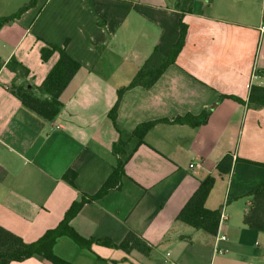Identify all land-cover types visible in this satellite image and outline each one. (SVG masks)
<instances>
[{"label": "crops", "instance_id": "crops-1", "mask_svg": "<svg viewBox=\"0 0 264 264\" xmlns=\"http://www.w3.org/2000/svg\"><path fill=\"white\" fill-rule=\"evenodd\" d=\"M29 2L0 27V225L26 242L37 240L83 193L98 192L116 145L129 155L119 185L84 203L70 225L85 239L114 243L131 230L151 251L99 243L88 249L61 235L52 250L62 262L55 264H264V232L243 222L248 191L264 180V106L221 98L246 101L251 84L264 85V0H193L174 62L149 88L130 87L119 98L154 48L166 56L176 42L180 12L171 0H0V16ZM47 44L80 63L52 120L11 91L14 80L41 84L59 56L55 51L43 61ZM11 58L26 76L6 66ZM202 112L208 116L198 126L172 121ZM154 120L162 121L138 143L134 128ZM226 153L234 161L219 174ZM69 168L74 187L62 178ZM209 174L215 182L205 206L221 215L215 235L176 218ZM9 264L54 263L35 254Z\"/></svg>", "mask_w": 264, "mask_h": 264}, {"label": "trees", "instance_id": "trees-1", "mask_svg": "<svg viewBox=\"0 0 264 264\" xmlns=\"http://www.w3.org/2000/svg\"><path fill=\"white\" fill-rule=\"evenodd\" d=\"M193 0H171L172 7L180 12L179 18V36L172 46L168 55L163 56L157 48H154L150 55L146 58L136 74L133 76L129 84L118 90V98L121 93L130 87L142 86L149 88L161 76L166 66L174 62L178 52L183 46L187 25L183 22L182 16L189 13L192 8ZM32 5V2L21 7V9L12 16L1 17L0 27ZM58 52L57 61L51 67L44 80L39 85L29 84L28 82H12L11 91L21 101L22 105L37 113L46 120H52L62 106L60 99L61 93L69 81L73 78L80 68V63L71 57L64 49L56 45L47 44L40 49V57L46 61L53 52ZM6 66L16 76L23 77L28 74V70L22 66L14 58L9 59ZM230 97L240 103L246 104L247 107L258 109L264 106V85L251 84L249 87L246 101L239 97L230 95H221V98ZM118 101V99H117ZM110 111V116L114 119V114L117 108V102ZM208 113L202 112L198 115L186 113L181 116H176L172 121L198 126L204 123ZM162 120L148 121L138 124L132 131L137 142H143V136L146 131ZM113 151L117 154L112 171L95 194L81 195L79 201L71 203L70 207L64 213L59 223L48 230L42 236L32 242H26L19 235L5 229L0 225V264H9L12 261H22L33 255H39L49 260L52 263L62 262L53 254V245L58 236L66 235L81 247L90 248L92 243L116 247L130 252L136 249L143 254H148L152 246L149 245L142 237L135 232L129 230L121 241L114 243L110 238H90L81 237L70 225L71 218L79 211L84 203L91 202L103 196L109 189L119 185L121 177L124 174V164L129 155L118 146L113 147ZM234 157L231 153H226L216 165V170L219 174L228 173L232 167ZM62 178L71 186H75L76 172L69 168ZM215 182L213 175L205 176L199 183L197 189L193 192L187 202L177 215V220H180L196 230H202L210 235H215L217 232L220 212L219 210L209 209L205 206V200L212 189ZM251 197L247 211L243 215V222L252 230L264 232V180L254 185L249 191Z\"/></svg>", "mask_w": 264, "mask_h": 264}, {"label": "built area", "instance_id": "built-area-1", "mask_svg": "<svg viewBox=\"0 0 264 264\" xmlns=\"http://www.w3.org/2000/svg\"><path fill=\"white\" fill-rule=\"evenodd\" d=\"M260 31L261 32H263L264 31V25H261L260 26ZM252 77V79H254V78H256L257 77V73H256V71L254 70V72H253V74L251 75ZM193 166V163H190L189 164V167H192ZM221 216V215H220ZM225 238V236L224 235H219V239H224Z\"/></svg>", "mask_w": 264, "mask_h": 264}]
</instances>
